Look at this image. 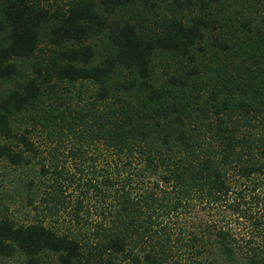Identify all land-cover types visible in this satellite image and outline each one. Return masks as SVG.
Wrapping results in <instances>:
<instances>
[{"label":"trees","instance_id":"1","mask_svg":"<svg viewBox=\"0 0 264 264\" xmlns=\"http://www.w3.org/2000/svg\"><path fill=\"white\" fill-rule=\"evenodd\" d=\"M6 167L0 259L264 264V0H0Z\"/></svg>","mask_w":264,"mask_h":264},{"label":"rangeland","instance_id":"2","mask_svg":"<svg viewBox=\"0 0 264 264\" xmlns=\"http://www.w3.org/2000/svg\"><path fill=\"white\" fill-rule=\"evenodd\" d=\"M192 2L194 3L195 0H192ZM31 176L32 173L26 169L0 168V213L3 208L7 207L9 213L16 217L18 221H25L28 208L26 207L25 192L22 186L23 182H26ZM65 225L69 227L66 221L59 223V226ZM209 258L214 264H226L216 250L212 251ZM0 264H22V262L21 259H0Z\"/></svg>","mask_w":264,"mask_h":264}]
</instances>
